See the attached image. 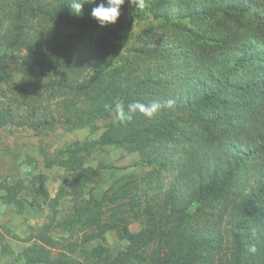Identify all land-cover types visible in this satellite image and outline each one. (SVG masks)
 <instances>
[{
  "label": "trees",
  "instance_id": "16d2710c",
  "mask_svg": "<svg viewBox=\"0 0 264 264\" xmlns=\"http://www.w3.org/2000/svg\"><path fill=\"white\" fill-rule=\"evenodd\" d=\"M70 2L0 0V36L9 48L28 52L22 58L0 55V78L8 82L10 77L4 76L13 64L26 73L28 86L36 84L39 93L63 100L57 107L60 117L37 102L21 110L14 97L9 98L10 104L0 100V126L17 121L47 129L59 122L66 130L86 127L91 134L104 130L99 137L89 135L43 151L47 169L59 165L71 174L67 186L71 190L62 188L52 197L44 187L43 172L10 175L0 181L5 205L23 208L29 201L33 207L47 204L51 209L48 222L36 228V240L13 260L23 264H213L205 263V254L208 248L219 249L220 241L208 236L197 239L191 220L200 206L213 209L235 195L231 256L233 264H247L252 237L259 226L264 229V0H147L143 9L133 4L121 8L117 23L106 27L91 16L101 0L85 3L81 16L71 13ZM143 18L152 21L146 36L153 40L135 39L139 33L133 31L124 35ZM157 24L163 29L159 40L152 34ZM99 27L102 31L94 50L91 32ZM132 37L141 45L132 50V59L119 64ZM80 39L87 45L82 46ZM143 64L147 65L140 68ZM38 70L47 71V77L36 74ZM158 89L166 93L179 89L183 95L171 108L165 99L151 118L139 111L128 112V105L147 104L146 96ZM117 103L124 106L122 119L115 115ZM191 123L201 133L196 155L215 163L211 174L205 175L202 169L193 173L190 200L199 205L194 212L174 186L164 205L143 201L140 179L128 174L106 190L89 189L101 172L83 166V156L107 145L139 148L161 172L168 161L163 147L177 142L182 126ZM67 197L74 200L73 210L63 206ZM130 217L139 222L138 230L130 228ZM79 231L83 234L73 239ZM109 231L124 241L114 258L107 246ZM262 235L259 247L264 264ZM96 238L101 242L85 247Z\"/></svg>",
  "mask_w": 264,
  "mask_h": 264
},
{
  "label": "rangeland",
  "instance_id": "374dc122",
  "mask_svg": "<svg viewBox=\"0 0 264 264\" xmlns=\"http://www.w3.org/2000/svg\"><path fill=\"white\" fill-rule=\"evenodd\" d=\"M147 0H145V5ZM131 4L128 1L121 7H127ZM0 11V16H1ZM38 23V22H37ZM155 26L153 35L159 40L163 35V29ZM152 27L150 18H143L142 20L133 23L127 28L124 35H129L131 31L139 33L134 34L135 39L153 40L150 36H146L148 29ZM154 29V28H153ZM102 28L93 29L91 32L92 48L95 50L99 43V35ZM90 38V35H89ZM131 38V37H130ZM79 43L82 46L87 45L84 39H80ZM141 42H135L134 38L129 39L128 45L123 49L120 58L117 61L119 64L124 63L127 59L133 58L132 50L137 49ZM93 50V51H94ZM13 54L15 57L22 58L28 54L27 50L23 48H9L6 41H3L0 36V55ZM147 64H143V68ZM7 74L4 77H10L8 82L0 78V100L6 101L10 104L12 101L9 98L14 97L15 104L22 110L26 107L25 104L30 102H37L41 109L46 111H55L57 117H60L57 107L60 106L61 101H56L50 93H39L35 85L28 86L29 78L26 73L20 72L14 68L13 64H9ZM37 70V69H36ZM89 70L87 73L89 74ZM42 78H46L48 72L40 71L38 73ZM87 75V74H85ZM85 77V76H84ZM25 89V90H24ZM39 93V94H37ZM28 94V95H27ZM182 92L179 89L172 90L166 93L164 90H156L151 96H146L149 105L153 102L163 104L164 100L174 97L175 102L182 97ZM186 96V94H184ZM166 97V98H164ZM184 97V96H183ZM185 98V97H184ZM183 98V99H184ZM61 107V106H60ZM106 121H100L103 126ZM198 126L191 123L190 125H183L181 128L182 136L179 133V140L172 142L163 147V152L167 158V168L159 171L158 164L155 160L147 161L140 152L139 148H123L113 145H107L101 149L91 152L81 158L80 162L83 166L96 167L100 174L97 181L89 185V189L93 188L95 192L108 189L115 179L128 174L140 179V189L143 193V201L149 199L155 205H164L167 201L166 196L169 189L173 186L179 189L185 198L184 203L190 204V212H194L199 206L191 199V191L193 189V182L191 179L195 169H202V172L213 173L215 163L206 160L196 151L202 145L200 140V129ZM55 128V129H53ZM53 128H32L27 125H21L17 121L15 123H7L0 126V181L7 176L13 175H37L40 172L45 174L44 187L48 193L55 197L62 188L71 190L68 186V181H71V174L62 166L55 165L47 169L44 164V150L54 151L62 146L73 141L84 140L89 135L99 137L104 131L101 128L99 131L91 134L88 128L79 127L73 130H66L63 124L57 122ZM188 137V138H186ZM189 162V164H187ZM181 180L178 176L182 175ZM27 179V182L31 181ZM149 181V182H147ZM1 195V191H0ZM27 195V194H26ZM24 193V196L26 198ZM89 194L86 193L85 197ZM27 199H30L28 197ZM235 195H234V198ZM233 199L227 202H220L213 209L202 207L199 213L191 220L192 231L196 234L197 239H204L205 236L215 238L220 241L219 249L208 248L205 254V263L213 264H233V257L231 250L234 246L232 238V224L231 216L233 213ZM188 201V202H187ZM63 206L69 210H73L74 200L72 197H67L63 200ZM29 201L25 202L23 208L15 207L14 204L5 205L0 199V264H23V260L14 261L16 253L30 246L36 240V228L48 222V217L51 215L49 205H44L42 208L33 207ZM130 228L138 230L140 224L137 220L130 217ZM260 231L256 237H252V246L256 248L255 252H251L250 259L247 264H261L263 254L260 245L263 243L264 229L259 226ZM61 234H64L60 230ZM83 234L79 231L73 234V239H77ZM100 238H96L87 243L85 247L90 248L95 244L100 243ZM124 245V241L118 239L115 231L107 232V246L111 250V256L114 258L118 251ZM151 250V248H150ZM59 250H56L58 252ZM10 259V260H9ZM11 261V263H8Z\"/></svg>",
  "mask_w": 264,
  "mask_h": 264
},
{
  "label": "clouds",
  "instance_id": "9594fccd",
  "mask_svg": "<svg viewBox=\"0 0 264 264\" xmlns=\"http://www.w3.org/2000/svg\"><path fill=\"white\" fill-rule=\"evenodd\" d=\"M125 2L126 0H101L100 3L96 4V6L92 8L91 16L97 21L100 27H106L110 24L114 25L119 19L121 7L125 4ZM85 3H95V0H82V2L81 0H71L68 6L72 14L81 16L82 9ZM128 3L133 4L135 7H138L140 9H143L145 7V0H128ZM174 104V99H169L166 102V106L169 108L173 107ZM161 107L162 105L157 102H153L149 105L137 102L128 105V112L134 113L136 111H139L145 116L151 118L160 110ZM124 114V106L117 103L115 105V115L117 116V118L122 119L124 117ZM249 250L251 252H255L256 248L253 245Z\"/></svg>",
  "mask_w": 264,
  "mask_h": 264
}]
</instances>
